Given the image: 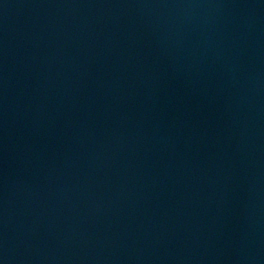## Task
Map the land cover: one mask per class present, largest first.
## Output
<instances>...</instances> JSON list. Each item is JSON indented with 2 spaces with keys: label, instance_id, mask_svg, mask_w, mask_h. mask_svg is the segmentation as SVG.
Returning a JSON list of instances; mask_svg holds the SVG:
<instances>
[{
  "label": "water",
  "instance_id": "1",
  "mask_svg": "<svg viewBox=\"0 0 264 264\" xmlns=\"http://www.w3.org/2000/svg\"><path fill=\"white\" fill-rule=\"evenodd\" d=\"M0 264H264V0H0Z\"/></svg>",
  "mask_w": 264,
  "mask_h": 264
}]
</instances>
